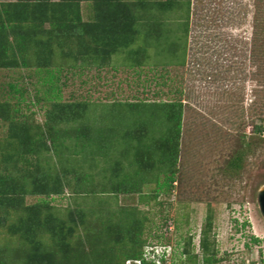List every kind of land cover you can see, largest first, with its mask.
<instances>
[{"label":"rangeland","instance_id":"rangeland-1","mask_svg":"<svg viewBox=\"0 0 264 264\" xmlns=\"http://www.w3.org/2000/svg\"><path fill=\"white\" fill-rule=\"evenodd\" d=\"M63 1L48 0L57 5ZM97 1L80 3L84 22L95 25L116 18ZM122 1L130 11L118 9V21L127 19L128 28L119 37L125 39L102 67L88 63L73 69L72 60L62 61L59 55L63 39L55 37V61L65 68L53 69L55 78L50 79L60 99L51 85L43 83L46 72L21 66L22 57L30 58L32 52L21 54L18 66H0V166L10 145L18 146L10 135L12 128L13 134L21 135L18 123L26 121L22 114L29 116L32 127L55 117L52 124L61 131L51 130L47 145L52 152L39 147L40 155L24 158L31 166L25 161L19 167L33 170L35 163L45 166L46 161L70 167V188L63 194L27 196L25 203L47 202L54 214L66 216L71 210L73 216L81 215L73 251H84L85 259H95L92 264H137L124 261L119 250L127 247L129 242H121L132 231L143 242L142 247L138 241L129 244L133 252L137 248L148 254L153 249L159 256L161 243L170 246L164 264H204L200 238L206 229L208 255L215 254L218 264H264V214L259 202L264 191V131H258L264 129V0ZM96 35H90L83 49L70 45L69 50L73 55L88 53L84 56L90 60L99 47ZM49 97L52 103L47 102ZM39 99L43 102L36 103ZM28 101L34 103L27 105ZM54 101L62 104L60 109ZM80 102L90 104L86 113L72 108L70 115L62 108ZM15 108L20 112L12 122ZM7 110L8 119V113L3 117ZM180 111L177 128L179 118L172 119ZM61 115L66 120H60ZM89 127L113 131L110 145L100 140L92 145V138L79 135L82 129L87 134ZM64 130L67 135H62ZM98 149L102 152L92 156ZM56 152H62L61 157ZM78 172L95 175L90 186L79 187ZM172 173L174 182L166 186ZM110 176L117 186L121 183L120 193L114 185L102 188ZM88 189L106 194H89ZM7 224L0 225V247L11 245L16 256L25 240L12 235ZM98 232L107 240L112 233L118 236L105 246L93 237ZM78 236L84 242L81 247ZM186 244L190 257L182 255Z\"/></svg>","mask_w":264,"mask_h":264},{"label":"trees","instance_id":"trees-1","mask_svg":"<svg viewBox=\"0 0 264 264\" xmlns=\"http://www.w3.org/2000/svg\"><path fill=\"white\" fill-rule=\"evenodd\" d=\"M88 1L90 0H65L62 2V5L48 2V0H45L44 2L41 0H33L34 4L30 3L28 0H18L14 3H0V66L9 68L18 66L20 55H26L32 52V57L29 58L28 55L27 57H22L21 66L26 68L34 67L39 74L46 72L49 78H45L43 83L49 86L51 85V89L54 88L52 87L54 81L50 79L51 77L55 78V70L53 69L56 68L58 70L60 68H65L63 64L58 65L55 61L53 46L56 41L55 37L57 36L63 39V43L59 44L58 47L62 51V54L59 55H61L62 61L72 60L71 67L73 69L82 67V65L86 67L88 63L91 66L102 67L105 59L111 58L117 51L118 46H122L125 39L119 37L125 32L124 29L128 28V26H125L127 19L126 21H118V9L121 8L126 13H130V11H127L128 3L125 1L98 0L97 2H99L101 6L107 5L109 7L108 11L110 9L112 10V12H110L111 14H109L116 18L109 19L111 22H108L107 20V22L102 21L103 23L98 22V24L89 25L82 20L80 11V3ZM46 24H49V29L45 28ZM93 26H96L100 31L95 33ZM89 34L91 36L97 34L96 38L99 43V47L95 54H93V57L91 56L90 60H87L88 58L84 55H87L88 53L82 54L83 52H79V55H73L69 50V46L78 45L79 49H83V46L87 44V39H90L89 37H91ZM14 87L15 86H12V88ZM52 90L57 93V98L60 99L59 91L55 88ZM48 91L49 90H46V95H48ZM16 92L18 91L16 90ZM47 100V102L52 103L50 97L47 98ZM42 102V99H39L36 103ZM28 103L27 105H32L34 102L28 101ZM54 104L59 106L57 107V110L60 109V106L62 105L59 101H54ZM89 105L90 104L80 102L66 104V106L64 105L62 108L65 109L64 111H68L71 115L72 108L73 110L76 108L77 110H80V112L83 111V113H86ZM14 112L15 113L12 116L13 118L9 116L8 110L5 114L3 112V117L8 113V116L5 118H11L13 119L12 122H15V116H17L20 110L15 108ZM50 113L52 116V112ZM21 117L26 119V121L21 120L20 123L17 122L21 127V135L13 134V128L11 129L10 135L11 140L13 139L19 142L18 146L15 143H12L8 151L3 153V160H1L0 225L4 226L9 223L12 235L20 234L25 241H23L17 248L19 251L16 256L12 254L11 245L5 248L0 247V264H20V261L22 264H92L95 259L91 260L89 258L87 259V257L85 259L84 251L81 254L77 253L75 250L73 251L71 246V244H73V235L75 234L78 225L83 224L81 215H78V217H76V215L73 216L74 213L71 210L67 212L66 216L61 214L62 212L60 214H54L52 211L54 208L47 202L34 205H26L25 203L27 196H52L63 194L70 186L67 178L71 175V171L70 167L63 166L62 164V166H57L49 161L45 162V166H42L41 163L38 162L35 163L36 167L33 170L27 167H19V164L24 163L25 161H27L26 165L31 166L30 161L26 159L24 160V158L31 153L40 155L41 151H38L39 147L46 148V150L51 153L52 150L50 149L52 148H49L47 145L49 141L48 139L51 136V130H54L55 133L61 131V129L56 130L55 126L52 124L55 118L54 116V118L49 117V120H47L44 125L38 123L33 127L27 122L29 116L22 114ZM177 118H179L177 128H180V119L182 118L181 111L178 113V117L174 115L172 120H177ZM60 120L64 121L66 119L61 115ZM43 128H48L46 130L47 133L43 132ZM258 131L263 132L264 129L262 130V128H259ZM82 132V134H79L80 136L84 134L87 135L88 138H92V140H89L92 145L95 142H98V140H100V142H107L110 145L114 137L113 131H103L100 130V128L91 129L89 127L87 134L84 133L83 129ZM27 135L28 137L30 136L29 140H26ZM62 135H67V130H64ZM105 135H109V137L102 140V136ZM106 151L108 152L109 148H106ZM101 152L102 149H98L93 152L92 156L100 154ZM61 153L62 152H56L55 156L61 157ZM75 153L79 154V151H75ZM176 156L177 151L175 153V157ZM240 159L238 163H240ZM91 165L96 167L98 163H91ZM85 175L86 173L78 172L75 176L76 179H79L78 183L81 184V186H79L81 188H85V186L89 185V181L93 180L95 177V175L93 177H85ZM174 176V173H172L168 181L165 182L166 186L173 184L175 179ZM110 179L114 180L112 176H110V178L108 177L106 179L108 180L107 184L102 188L108 185H114L115 188L113 187V189L120 193L118 187L121 183L117 186L115 181H111ZM82 190L85 191V189ZM89 190L90 189H88V191ZM95 191L93 192L90 190L89 194H106L103 191ZM82 193L83 192H81V194ZM76 212L77 211H75V214ZM210 225L211 224H209V226ZM83 228L85 229L87 227ZM130 232L132 233V231ZM131 233L126 238H123V242H121L122 244L129 242L127 247H130L129 244L133 246V244H136L134 242L138 241L134 237L135 234ZM206 234L207 230L203 229L200 238V248L204 254L203 263L218 264L219 260L215 258V254H212V256L208 255L210 248ZM117 236V233H112V236L107 240L104 233L98 232L93 237L99 241V244L107 246L110 242L109 240L116 239ZM78 237L76 243L81 247V244H84V242L81 240L80 236ZM90 237L91 236L89 235L88 238ZM254 239L255 242L259 241L258 238ZM50 240L52 243H49ZM120 240L122 239H119V241ZM192 240L193 238H190L188 241L190 246L192 245ZM138 243L139 244L136 245L140 247L143 246V242L138 241ZM157 246H159V248L162 247L163 249H160L161 252L158 254L159 256L161 253L163 254L160 257L161 261H158L157 259L159 256H154L155 250L153 249L151 252H148V254L145 250L141 251L137 250V248H135V252H133V247L127 248L126 246V248L122 247L119 250L123 251L122 256L124 261L127 259H133L137 264H164V260L166 259L165 254L168 252L167 247L170 246L161 245V243ZM187 247L186 244L182 255L190 257V251ZM95 255L99 256L97 253H95ZM12 256L15 257V259H12Z\"/></svg>","mask_w":264,"mask_h":264},{"label":"water","instance_id":"water-1","mask_svg":"<svg viewBox=\"0 0 264 264\" xmlns=\"http://www.w3.org/2000/svg\"><path fill=\"white\" fill-rule=\"evenodd\" d=\"M259 202H260L262 213L264 214V191L260 194Z\"/></svg>","mask_w":264,"mask_h":264}]
</instances>
